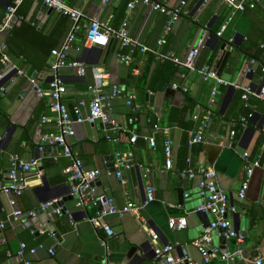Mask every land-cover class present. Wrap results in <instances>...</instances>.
Returning <instances> with one entry per match:
<instances>
[{"label":"crops","instance_id":"crops-1","mask_svg":"<svg viewBox=\"0 0 264 264\" xmlns=\"http://www.w3.org/2000/svg\"><path fill=\"white\" fill-rule=\"evenodd\" d=\"M130 1L65 0L88 17H96L114 29L126 21L128 33L150 48L157 49L156 44L162 38L164 43L159 51L174 52L179 58L186 55L206 29L205 47L196 60L199 68H215L222 40L214 33L222 24L227 22L223 35L232 40L231 43L228 40V44L233 43L235 36L241 37L239 44L230 52L219 77L228 85L217 84L213 79L205 80L170 61L161 62L138 51L131 55V62L125 64L118 55L129 51L120 49L114 40L101 48L99 58L93 52L83 58L84 50L76 52L73 48L81 44L83 29L76 34L69 58L85 65V75L77 76L71 68L59 71L67 88L62 102L69 109L80 102L89 101L93 86L92 71L95 68L108 75L104 92H108L112 86L120 87V96L111 103L109 112L112 128L106 129L100 122L75 125L74 136L69 140L71 150L86 168L100 171L94 187L97 197L113 199L117 209L127 202L140 207L141 219L158 234V239L153 241L131 212L121 217H107L111 236H107L103 230L95 231L86 222L85 213L74 208L75 200L67 188L69 183L64 171L69 161L61 156L53 158L36 152L40 134L56 131L52 123L40 126L41 117L52 116L48 98L37 96L26 78L11 75L0 83L5 88L0 92V183L5 182L12 155L22 161L39 158L43 177L35 187L15 198L14 207L9 206V196L0 194V223L4 222L5 225L0 230V264H20L15 253L21 243L27 248L36 249L34 254H25L30 264H106V252L112 264H157L160 260H155L154 249L166 244L175 246L173 255L176 259L181 258L185 251L190 258L188 264H201V255L192 242L202 234L212 218L207 213L194 212L200 204L199 176L193 179L179 176L178 171L187 166L194 170L212 168L219 187L236 207L237 217H229L233 229L239 227L236 232L239 236L249 234L264 239V102L252 95L243 99L246 87L255 89L264 80L260 71V62L264 63V51L260 49L264 44V2L254 9L232 15L222 0H204L200 6L201 0H156L170 7L177 6L181 1L186 2L188 15L179 18L167 30L164 15L142 5L128 10ZM12 2L0 0V21ZM15 15L18 23L8 33L0 34V47L6 45L11 62L45 90L51 79L53 58L50 50L60 46L71 22L53 10L49 12L41 1H24ZM243 51L250 55L256 53L257 59H251ZM212 57L214 63L211 67L209 62ZM97 59L98 65L93 64V60ZM252 60L254 63H251ZM248 69L251 73H247ZM5 71L0 62V74ZM173 85L178 88L173 89ZM214 89L216 94L212 99ZM131 94L136 96L134 104L139 106L137 112H132L126 105ZM206 109L212 111V117L202 132L204 142L191 148L185 147L188 132L198 129L197 122L191 118L192 114ZM132 116L137 119L130 124L129 118ZM147 120L150 123L153 121L160 129L169 128L168 136L161 130L154 134L155 148H151L147 142V138L154 133ZM128 130L136 134L135 143L130 142ZM232 130L235 135L230 138L229 132ZM107 137L117 141H109ZM167 137L171 142L173 157V167L168 171L164 170L163 154ZM227 142H230L229 146H226ZM118 152L128 155L139 166L123 171L126 180L124 186L113 174L108 175L109 171L115 169V154ZM245 153L250 159L258 154H261V158L260 167L254 170L250 178L245 198L240 200L238 192L245 177ZM149 188L154 190V200L145 204ZM58 198L72 211L75 225L64 216L48 219L54 228L51 232L47 229V223L30 222L31 218L26 216L29 211L36 210L41 202ZM104 205L88 206L87 214L94 215L105 209ZM14 210H20L24 215L17 220L7 221V215ZM179 216L186 217V228L170 229L168 219ZM221 235L219 231L212 233L214 246L221 248ZM102 241L105 247L101 245ZM39 244L43 248H39ZM226 247L230 251H235L237 247L241 254L228 260L214 258L209 264H255L256 260L264 264V248L248 238L242 237L240 242L229 240ZM50 249L53 250L52 255L48 253ZM131 249L134 252L128 258Z\"/></svg>","mask_w":264,"mask_h":264},{"label":"built area","instance_id":"built-area-1","mask_svg":"<svg viewBox=\"0 0 264 264\" xmlns=\"http://www.w3.org/2000/svg\"><path fill=\"white\" fill-rule=\"evenodd\" d=\"M25 0H13L12 4L7 8L4 18L0 21V34L8 33L14 25L18 23L16 18V10ZM41 1L46 8L55 11L56 13L68 18L71 22V26L59 47L51 50L50 54L53 58L51 64V79L48 82L45 90L41 89L37 82L27 76V74L13 64L6 53V45L0 47V62L6 68L4 73L0 74V83L8 76L15 75L17 77L26 78L31 88L35 91L37 96H46L49 100V109L52 113L51 117H41L40 126L52 123L55 127V132L47 131L40 134L38 142L36 143L37 152L41 155L47 154L50 157L56 158L58 156L64 157L69 161V166L64 171L69 183V195L75 200L74 208L78 211L85 213V220L95 230H103L107 236L112 235L111 228L107 217L109 216H123L126 213H133L136 220L140 222V226L151 237L153 241L158 239V234L151 228H148L145 222L141 219L139 211L140 207H136L132 202H127L123 207L117 209L113 204V199L107 198L105 204L107 209L97 211L94 215L87 214V208L90 205H98L100 199L96 195L95 186L100 171L98 169L86 168L82 161L74 155L71 150L70 139L74 136V126L84 123L93 125L97 122L107 124L109 122L108 115L111 110V103L120 96L121 89L118 86H112L108 92L103 91L105 80L108 79V75L101 69H93V86L90 88V99L88 102H80L74 105L71 109L62 102L63 96L67 92V88L63 83L62 78L59 75V71L63 68H71L75 71L77 76H84L86 73L85 65L74 59L69 58V53L73 47V43L76 38V34L80 30H84V36L81 44L76 45L74 50L81 52L84 49H91L92 47L105 48L110 41L114 40L118 43L120 49H127L128 53H121L118 56L125 63L131 62V55L138 51L141 54H149L154 59L164 62L170 61L179 68H185L191 72L197 73L203 79H213L217 84L228 85L217 77L215 68L210 67H197L196 60L205 47V39L207 36V30L202 31L201 37L197 38L192 47L187 51L183 58H179L174 52H160L164 40L161 38L157 42V49L150 48L141 43L137 37L131 36L128 33V24L123 22L118 29H114L101 22L96 17H88L81 10L72 7L65 0H32ZM226 6L230 9V14L236 12H243L246 9H254L259 3L264 0H222ZM106 2V0H105ZM136 5H142L148 7L152 12H157L164 15L167 19V30L182 16L188 15L186 10V2L181 1L177 6L170 7L164 3H160L156 0H131L127 8L132 10ZM227 22L222 24L219 30L216 32L217 37H221L226 30ZM229 40L228 43H231ZM261 48L264 49V44H261ZM254 63V60L251 61ZM261 72L264 76V64L261 65ZM247 73H251L248 69ZM173 89H177V85L172 86ZM185 91V88H183ZM5 91L4 86L0 85V92ZM245 94L243 99H247L252 95L259 98L264 102V81L259 87L252 89L246 87L244 89ZM215 89L212 91V99L215 96ZM136 96L131 94L127 100L126 105L132 109V112H137L138 105L134 104ZM213 102V101H212ZM212 117V111L206 109L200 113H194L192 120L199 123V127L196 131L188 132V148L193 147L196 144L204 142L203 130L207 128ZM137 118L134 116L129 118V123L133 124ZM150 123V120H147ZM154 133L147 138L148 145L151 148L156 147V139L154 134L157 131H162L165 136H168L169 128L160 129L157 124L150 123ZM130 142L135 143L137 136L131 130ZM235 131L229 132V137L233 138ZM2 138L0 137V140ZM109 141H117L115 138L107 137ZM225 145V144H223ZM230 142H227L226 146H229ZM164 154V170H171L173 167V157L171 142L167 137L163 145ZM261 154L250 159L248 153L244 154L245 177L238 192V198L243 200L245 198L246 191L248 189L250 178L256 168L260 167ZM189 162V160H187ZM134 167H139L138 164L132 162L131 158L126 154H115V169L109 171L108 175H114L122 186L126 184V180L123 176V171H128ZM179 176L183 178L193 179L199 176L198 181V197L200 198V204L196 207L194 212L207 213L211 216L212 220L203 229L202 234L196 238L192 245L201 255V264H209L214 258H221L222 260H228L236 254H241L239 248L236 247L235 251H230L227 247L221 249L219 246L212 244V233L219 231L225 237L226 241L236 240L240 242L242 237L239 236L232 227V223L229 217L236 214L235 205L228 201L227 193L219 187L216 179V174L212 168L204 167L199 170H194L190 166L178 171ZM43 177L42 171L39 169V158H31L28 161H22L18 156L12 155L9 158V167L5 173V182L0 183V194L9 196V206H15V198L20 197L25 190L33 188ZM188 197L187 194L184 195ZM154 200V190L152 188L146 191L145 204ZM172 207L171 204L168 205ZM46 216L51 220L56 217L64 216L69 219L72 225H75L73 221L72 211L64 206L61 198L50 200L48 202L40 204L38 207ZM24 214L20 210H14L7 215V221L17 220ZM37 216L36 210H31L27 213V217L35 218ZM187 221L185 216L170 217L168 219V227L174 230H183L186 228ZM4 222L0 223V230L4 228ZM101 245L105 247L104 242ZM39 248H43L42 244L38 245ZM175 246L172 244H166L154 249L155 260H163L165 264H188L190 258L187 252H183L181 258L176 259L173 255ZM35 248H27L24 243H21L19 249L15 255L20 259V264H30L25 259V254H34ZM49 254H53V250H48ZM106 252V264H112L107 258ZM255 264H261L260 260H256Z\"/></svg>","mask_w":264,"mask_h":264},{"label":"water","instance_id":"water-1","mask_svg":"<svg viewBox=\"0 0 264 264\" xmlns=\"http://www.w3.org/2000/svg\"><path fill=\"white\" fill-rule=\"evenodd\" d=\"M203 1L204 0H201L198 5L200 6ZM45 8H46V6H45ZM47 10L49 12L52 11L51 9H48V8H47ZM240 39H241L240 36H235L234 41H233L232 44H228L226 42H222L221 43L220 48H219V50L217 52V55H216L217 63H216L215 69H214V71L216 72V75L218 77H220L222 69H223V67L226 65V63L228 61V58L230 56V52L232 51L234 46L239 44ZM215 40H216V42L219 41L217 39H215ZM100 50H101L100 46L99 47H95L94 46L91 49H84V53H83L82 57L84 58L85 55H87L89 52H91V53L93 52V53H96L97 57L99 58V55L101 53ZM93 64L98 65V59L97 60H93ZM247 76L250 77V74H248ZM169 91H170V89H169ZM107 118H108L109 122L104 125V128L110 129V128H112V124H110L111 119H112L111 114H109ZM37 154H38V152H37ZM111 171L113 172L114 170H111ZM95 184H93V186H95ZM67 188H68V190H70L69 186ZM106 200H107L106 197L100 198V203L99 204H101V205L105 204ZM41 203H44V202H41ZM104 207H105V209L108 208V206L106 204L104 205ZM36 213H37V216L35 218H31L30 222L31 223H37V222L47 223V229L49 231L53 232L54 228H53L52 224L49 222V220L46 218L45 214L39 208L36 209ZM26 216H27V214H26ZM234 216L237 217V214H235ZM238 230H239V227L236 226L235 227V231L237 233H238ZM241 237L248 238L251 241H253L255 244H257V245L260 244V246L262 248H264V239H259L256 236H250L249 234H241ZM226 244H227V241H226L225 237L223 235H221V238H220L221 249H225ZM132 252H134V249H131L128 252V255H127L128 258L130 257ZM260 252H261V250H260ZM157 264H165V262L163 260H160Z\"/></svg>","mask_w":264,"mask_h":264},{"label":"trees","instance_id":"trees-1","mask_svg":"<svg viewBox=\"0 0 264 264\" xmlns=\"http://www.w3.org/2000/svg\"><path fill=\"white\" fill-rule=\"evenodd\" d=\"M26 1V0H25ZM15 31V29L14 30H12V32H14ZM215 35H216V32L214 33ZM224 34V33H223ZM222 34V36L219 38L220 40H222V42H228V40L230 39V37H227V36H225V35H223ZM83 36H81V38H82ZM232 38V37H231ZM260 47V46H259ZM260 49L261 50H263L264 51V49L263 48H261L260 47ZM50 52H51V50H50ZM244 53H246L247 55H249V57L251 58V59H254V60H256L257 58V54L255 53L254 55H250V54H248L247 53V51L245 52V51H243ZM20 54H22V55H24L22 52L20 53ZM125 54V53H124ZM24 57L26 58V56L24 55ZM213 63H214V58L212 57L211 58V60H210V62H209V66H211L212 67V65H213ZM261 63V65H263L264 63L263 62H260ZM260 71H261V68H260ZM136 116L138 115V114H135ZM193 115V114H192ZM192 117V116H191ZM195 122V121H194ZM152 123H154L153 121H152ZM197 125H198V127H199V123L197 122ZM187 141H188V139H187ZM185 147H187V144L185 143Z\"/></svg>","mask_w":264,"mask_h":264}]
</instances>
